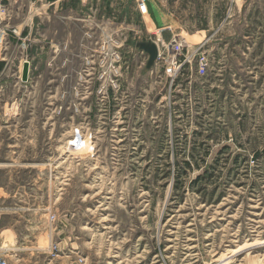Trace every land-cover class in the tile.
<instances>
[{
    "label": "rangeland",
    "instance_id": "1",
    "mask_svg": "<svg viewBox=\"0 0 264 264\" xmlns=\"http://www.w3.org/2000/svg\"><path fill=\"white\" fill-rule=\"evenodd\" d=\"M136 2L17 8L0 63L7 264H264V0H191L171 24L148 0L191 42L175 80L147 69Z\"/></svg>",
    "mask_w": 264,
    "mask_h": 264
},
{
    "label": "built area",
    "instance_id": "2",
    "mask_svg": "<svg viewBox=\"0 0 264 264\" xmlns=\"http://www.w3.org/2000/svg\"><path fill=\"white\" fill-rule=\"evenodd\" d=\"M22 2L23 0H0V63L6 62V65L9 49L8 37L10 35L15 37L21 36V31L14 25V21L18 16L17 8ZM136 6L142 18L145 31L150 36V43H153L157 48V58L153 66H163L167 77L175 80L186 66L191 65L192 57L190 54L193 53L191 52V42L182 35V32H176L171 25L157 28L149 15L148 0H137ZM168 32L170 36L166 40L164 35ZM22 45L26 49L24 41ZM199 46H204V43L201 42ZM114 56L118 58L117 54ZM110 59H113V55L110 56ZM26 62L29 63L27 58L19 66H23ZM201 62L203 61L201 60ZM200 65L201 70L206 68L203 64ZM107 66H114L113 61H110ZM0 264L7 263L0 259Z\"/></svg>",
    "mask_w": 264,
    "mask_h": 264
},
{
    "label": "crops",
    "instance_id": "3",
    "mask_svg": "<svg viewBox=\"0 0 264 264\" xmlns=\"http://www.w3.org/2000/svg\"><path fill=\"white\" fill-rule=\"evenodd\" d=\"M190 1L191 0H169V4L167 2V0H157V2L160 4V6L162 5L163 7V11L162 14L160 15L161 18L160 20H162V22H166L171 24L172 22L176 23V22H180V20H178L177 17H175L177 15L176 13V9L178 6L180 7H190ZM193 1V0H192ZM203 5V4H202ZM165 6H168V12L165 11ZM204 7L207 8V6L204 5ZM138 13V11H137ZM139 14V13H138Z\"/></svg>",
    "mask_w": 264,
    "mask_h": 264
},
{
    "label": "water",
    "instance_id": "4",
    "mask_svg": "<svg viewBox=\"0 0 264 264\" xmlns=\"http://www.w3.org/2000/svg\"><path fill=\"white\" fill-rule=\"evenodd\" d=\"M136 46L139 50L143 51L148 55V61L146 67L147 69H150L157 58L156 46L153 43H143V42L138 43ZM29 70H30V64L27 62L24 63L22 69V78H21L23 83H26L28 81Z\"/></svg>",
    "mask_w": 264,
    "mask_h": 264
}]
</instances>
